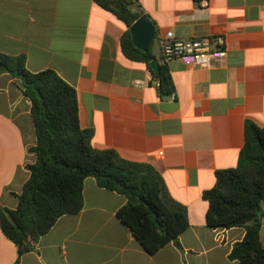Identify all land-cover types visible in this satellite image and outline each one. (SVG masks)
I'll list each match as a JSON object with an SVG mask.
<instances>
[{"label":"crops","instance_id":"1","mask_svg":"<svg viewBox=\"0 0 264 264\" xmlns=\"http://www.w3.org/2000/svg\"><path fill=\"white\" fill-rule=\"evenodd\" d=\"M156 27L152 52L166 64L175 94L161 97L142 62L127 59L123 21L97 0H0V52L24 54L33 73L56 71L77 91L80 125L93 147L153 166L170 195L188 210L179 250L170 243L150 255L117 216L127 199L84 184L80 213L61 217L20 264H239L229 255L245 229L207 225L203 193L216 172L235 168L245 122L264 127V0H129ZM222 35L227 55L209 66L164 62L161 40ZM20 81L0 75V205L16 209L36 161L31 102ZM264 212V201L262 203ZM264 247V218L260 232ZM18 250L0 226V264Z\"/></svg>","mask_w":264,"mask_h":264},{"label":"trees","instance_id":"2","mask_svg":"<svg viewBox=\"0 0 264 264\" xmlns=\"http://www.w3.org/2000/svg\"><path fill=\"white\" fill-rule=\"evenodd\" d=\"M97 3L127 26L121 39L125 57L146 64L159 81L161 97L175 94L166 64L159 65L158 71L151 67L156 60L152 44L147 52L133 45L130 27L140 17L148 16L133 11L129 0ZM2 74L20 81L22 95L31 102L37 139L30 149L36 161L26 165L30 177L22 193L16 195L17 208L0 205L1 230L18 250L15 264L35 249L61 217L81 212L87 178H94L100 188L127 199L117 216L147 253L155 255L170 243L183 250L179 238L190 227L187 207L170 195L153 166L128 161L114 150L93 147L94 131L80 125L73 86L52 69L29 71L24 54L0 52ZM215 176V186L203 193L208 202L207 225L213 229H245L244 239L234 245L229 259L239 264H264L260 239L264 218V127L247 119L245 144L237 167L217 171Z\"/></svg>","mask_w":264,"mask_h":264},{"label":"built area","instance_id":"3","mask_svg":"<svg viewBox=\"0 0 264 264\" xmlns=\"http://www.w3.org/2000/svg\"><path fill=\"white\" fill-rule=\"evenodd\" d=\"M161 49L164 62L179 59L188 66H209L227 55L226 39L222 35L185 40L175 39L169 32L161 40ZM149 81L159 87L154 77H149Z\"/></svg>","mask_w":264,"mask_h":264},{"label":"water","instance_id":"4","mask_svg":"<svg viewBox=\"0 0 264 264\" xmlns=\"http://www.w3.org/2000/svg\"><path fill=\"white\" fill-rule=\"evenodd\" d=\"M130 33L133 45L140 51L147 52L150 49L156 35V27L154 23L146 16L140 17L131 27ZM154 71L159 70V62L157 60L151 63Z\"/></svg>","mask_w":264,"mask_h":264}]
</instances>
